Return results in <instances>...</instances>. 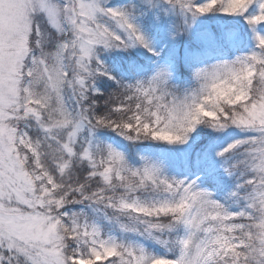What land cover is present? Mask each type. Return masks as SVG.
<instances>
[{
	"label": "snow or ice",
	"instance_id": "obj_1",
	"mask_svg": "<svg viewBox=\"0 0 264 264\" xmlns=\"http://www.w3.org/2000/svg\"><path fill=\"white\" fill-rule=\"evenodd\" d=\"M0 264H264V0H0Z\"/></svg>",
	"mask_w": 264,
	"mask_h": 264
}]
</instances>
